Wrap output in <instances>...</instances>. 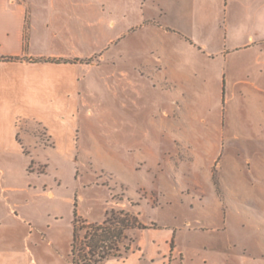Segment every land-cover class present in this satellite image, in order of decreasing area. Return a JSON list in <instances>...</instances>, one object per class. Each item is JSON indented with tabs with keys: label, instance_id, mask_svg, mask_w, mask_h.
<instances>
[{
	"label": "rangeland",
	"instance_id": "374dc122",
	"mask_svg": "<svg viewBox=\"0 0 264 264\" xmlns=\"http://www.w3.org/2000/svg\"><path fill=\"white\" fill-rule=\"evenodd\" d=\"M189 2L213 14L174 20L188 36L170 31L171 60L186 76H176L168 96L147 83L142 97L125 94L112 49L108 62L116 65L94 71L91 112L46 116L52 133L19 120L30 132L19 130L2 153L0 185L27 190L29 222L57 249L42 243L41 256L25 264H62L57 251L70 255L74 211L97 223L110 210L136 214L147 227L127 231L122 256L108 259L140 249L141 264H264V13L241 0ZM151 29L128 36L130 58L150 55ZM50 190L53 196L33 197ZM3 214L5 250L6 240L26 230ZM88 231L79 230L80 240ZM166 232L172 237L164 242Z\"/></svg>",
	"mask_w": 264,
	"mask_h": 264
},
{
	"label": "crops",
	"instance_id": "0c3cea01",
	"mask_svg": "<svg viewBox=\"0 0 264 264\" xmlns=\"http://www.w3.org/2000/svg\"><path fill=\"white\" fill-rule=\"evenodd\" d=\"M189 1L0 0V159L9 143L18 142L19 130L30 132L28 123L19 120H33L37 128L52 133V128L46 127V116H74L81 108L91 112L86 97L95 91L94 71L105 63L116 65L108 62L112 49L118 52L119 85L125 94L130 91L142 97V86L147 83L156 94L168 96L176 76H186L174 71L171 60L170 31L179 30L188 36L174 20L185 18V14H213L190 6ZM241 1L247 8L254 7V1ZM256 1L253 14L264 13V0ZM148 25H152L150 55L130 58L128 36ZM190 38L195 40V35ZM97 56L101 59H92ZM178 63L186 62L181 59ZM169 107L168 102L158 111L161 114ZM4 175L0 166V181ZM25 192L21 187L0 185V223L5 212L26 230L23 237L6 240L5 250L0 247V255L7 259L5 264H25L26 257L36 262L35 255L42 254V243L56 249L54 241L45 240L44 231L29 222L32 199L22 198ZM47 194L53 196V190L39 191L33 197ZM171 237L172 232H166L162 240ZM57 252L62 264H71L70 255ZM144 256L140 249H132L119 260L108 259L103 264H141Z\"/></svg>",
	"mask_w": 264,
	"mask_h": 264
},
{
	"label": "trees",
	"instance_id": "16d2710c",
	"mask_svg": "<svg viewBox=\"0 0 264 264\" xmlns=\"http://www.w3.org/2000/svg\"><path fill=\"white\" fill-rule=\"evenodd\" d=\"M89 231L79 238V230ZM136 214L125 210L106 212L102 222H88L74 211L72 221L71 264H95L111 256L121 257L120 243L127 238L126 232L136 228H146ZM91 229V230H90ZM130 250V244L124 245V252ZM116 251L118 253H115Z\"/></svg>",
	"mask_w": 264,
	"mask_h": 264
}]
</instances>
